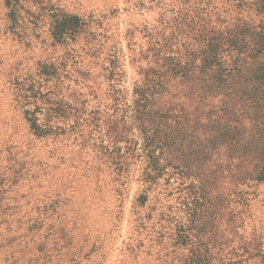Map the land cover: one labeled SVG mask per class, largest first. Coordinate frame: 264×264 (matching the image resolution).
Returning <instances> with one entry per match:
<instances>
[{
	"label": "rangeland",
	"instance_id": "1",
	"mask_svg": "<svg viewBox=\"0 0 264 264\" xmlns=\"http://www.w3.org/2000/svg\"><path fill=\"white\" fill-rule=\"evenodd\" d=\"M0 264H264L258 0H0Z\"/></svg>",
	"mask_w": 264,
	"mask_h": 264
},
{
	"label": "trees",
	"instance_id": "2",
	"mask_svg": "<svg viewBox=\"0 0 264 264\" xmlns=\"http://www.w3.org/2000/svg\"><path fill=\"white\" fill-rule=\"evenodd\" d=\"M14 2H19V0H11ZM259 1V7L261 10V13H264V0H258ZM61 18V17H60ZM59 17H57L54 20V23L52 25V28H79L78 20L73 18L72 19H65V20H59ZM68 33L66 30H55L53 34L54 38L61 40L64 35ZM149 78L143 79L141 84L136 87L135 95L136 100L135 103L139 106V108H142L143 103L147 104L148 106H156L157 109L161 113L166 112H183L184 111V104H183V97L180 96V91L178 90L179 86H181V82H186L188 78L181 77V80H178L176 78H171L168 81L164 80L162 73L158 69H151L149 72ZM172 81V84L171 82ZM181 81V82H180ZM180 82V83H179ZM180 84V85H179ZM143 92H146L147 97L145 98ZM115 102H118L115 100ZM119 105V102L117 103ZM116 104V105H117ZM119 112V113H118ZM114 113L117 115V120L112 121V123H116L114 126H109V133L111 134L112 130L116 128L115 131L122 130L126 128L127 120L125 115V109L118 108V106L114 107ZM164 115V114H163ZM162 118L165 120L169 119V115L166 117L162 116ZM175 123H178L177 119L172 120ZM111 123V122H110ZM122 126V127H119ZM122 128V129H120ZM33 129H35L37 132L41 129L40 126L37 125V123L33 122ZM42 130V129H41ZM43 131V130H42ZM44 133V131L42 132ZM115 133V132H114ZM112 137V136H111ZM123 139H126L125 136H122L120 133H115L113 141H121Z\"/></svg>",
	"mask_w": 264,
	"mask_h": 264
}]
</instances>
